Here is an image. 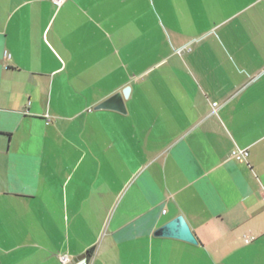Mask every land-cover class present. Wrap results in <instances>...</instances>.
Here are the masks:
<instances>
[{"label":"crops","instance_id":"crops-1","mask_svg":"<svg viewBox=\"0 0 264 264\" xmlns=\"http://www.w3.org/2000/svg\"><path fill=\"white\" fill-rule=\"evenodd\" d=\"M62 255L264 264V0H0V264Z\"/></svg>","mask_w":264,"mask_h":264},{"label":"water","instance_id":"water-1","mask_svg":"<svg viewBox=\"0 0 264 264\" xmlns=\"http://www.w3.org/2000/svg\"><path fill=\"white\" fill-rule=\"evenodd\" d=\"M129 88L115 93L108 99L97 105L96 110H111L118 113H125L124 99L128 96ZM154 236L181 240L190 244H196L197 240L182 216H178L167 224L158 228Z\"/></svg>","mask_w":264,"mask_h":264},{"label":"built area","instance_id":"built-area-1","mask_svg":"<svg viewBox=\"0 0 264 264\" xmlns=\"http://www.w3.org/2000/svg\"><path fill=\"white\" fill-rule=\"evenodd\" d=\"M65 0H53V3L56 6H61L64 3ZM231 158L235 159L238 162H246L248 158V152L246 150H241L238 148H235L230 153ZM252 239V238H251ZM61 263H70L71 260L68 256L62 255L60 256ZM79 264H84L83 261L78 262Z\"/></svg>","mask_w":264,"mask_h":264}]
</instances>
